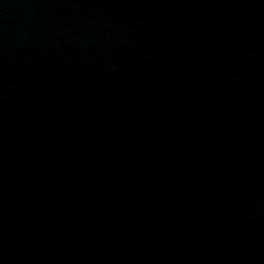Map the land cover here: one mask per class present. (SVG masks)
Masks as SVG:
<instances>
[{"label":"water","instance_id":"1","mask_svg":"<svg viewBox=\"0 0 264 264\" xmlns=\"http://www.w3.org/2000/svg\"><path fill=\"white\" fill-rule=\"evenodd\" d=\"M0 264H264V0H0Z\"/></svg>","mask_w":264,"mask_h":264}]
</instances>
